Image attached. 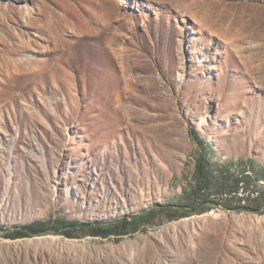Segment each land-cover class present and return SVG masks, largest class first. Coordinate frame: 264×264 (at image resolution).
Listing matches in <instances>:
<instances>
[{
	"label": "rangeland",
	"instance_id": "374dc122",
	"mask_svg": "<svg viewBox=\"0 0 264 264\" xmlns=\"http://www.w3.org/2000/svg\"><path fill=\"white\" fill-rule=\"evenodd\" d=\"M193 128L239 176L264 168V0H0V264H264V212L230 207L234 188L202 214L77 229L176 201Z\"/></svg>",
	"mask_w": 264,
	"mask_h": 264
},
{
	"label": "trees",
	"instance_id": "16d2710c",
	"mask_svg": "<svg viewBox=\"0 0 264 264\" xmlns=\"http://www.w3.org/2000/svg\"><path fill=\"white\" fill-rule=\"evenodd\" d=\"M191 134L193 137L197 138L200 143V149L196 155L195 166V175L197 177V181L194 185H191L189 188L185 189L177 197L176 201H173L168 205H158L157 207H154L147 212L140 213L132 217H125L118 221L106 223L103 225H96L94 223L81 224L77 226V229L85 231L89 230L97 235L108 236L111 233H129L132 230L138 229L145 222L152 223L160 212H173V214L170 215V219H177L192 214H202L214 202L211 197V190L227 192L229 188H234L229 191L232 192L239 187V184H241L242 180H248V184H254V188L257 189V186L260 185L257 180H264L263 167L260 166L257 169L256 165H254L251 161V163L253 164L252 168L255 172L254 175L245 173L239 176L237 173L238 170H233L231 166H228L218 160H213L212 156L209 155V152H215V150L212 148V145L208 141L198 135L196 129H191ZM245 171L246 170H243L241 172ZM250 195L259 197L253 198V200H249L246 204L239 203L236 198H229L230 204L228 205L232 208H236V210L238 211L245 210L263 213L264 190H258L256 195H253L252 193H250ZM60 224H64L65 226L68 225L69 229L64 230V233L67 236H72V230L78 223L75 221L58 219L54 223L55 231L61 230ZM48 227L49 225L46 221H35L16 229L13 235H8L13 237L32 236L44 233L48 230Z\"/></svg>",
	"mask_w": 264,
	"mask_h": 264
},
{
	"label": "built area",
	"instance_id": "2783aa9c",
	"mask_svg": "<svg viewBox=\"0 0 264 264\" xmlns=\"http://www.w3.org/2000/svg\"><path fill=\"white\" fill-rule=\"evenodd\" d=\"M240 186V193H232L228 198H236L239 203L246 204L249 200H253V198H258L259 196H251L250 195V185L248 184V180H242ZM218 207L219 206H215Z\"/></svg>",
	"mask_w": 264,
	"mask_h": 264
},
{
	"label": "bare ground",
	"instance_id": "6f19581e",
	"mask_svg": "<svg viewBox=\"0 0 264 264\" xmlns=\"http://www.w3.org/2000/svg\"><path fill=\"white\" fill-rule=\"evenodd\" d=\"M253 195H256L255 193L252 192Z\"/></svg>",
	"mask_w": 264,
	"mask_h": 264
}]
</instances>
